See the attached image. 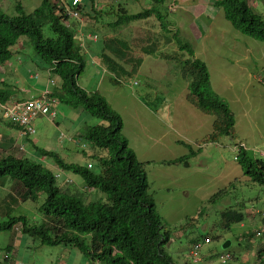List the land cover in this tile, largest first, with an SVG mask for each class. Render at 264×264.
Returning <instances> with one entry per match:
<instances>
[{
	"label": "rangeland",
	"instance_id": "rangeland-1",
	"mask_svg": "<svg viewBox=\"0 0 264 264\" xmlns=\"http://www.w3.org/2000/svg\"><path fill=\"white\" fill-rule=\"evenodd\" d=\"M40 1L0 0V8L12 14L15 5L21 3L26 12H31ZM215 1L165 0L157 8L162 18L154 14L110 29L103 24L116 19L119 7L136 13L150 8V0H96L105 13L98 22L90 19L82 24V42L87 53L77 82L88 91L98 90L106 98L121 116L122 133L136 158L147 161L144 170L148 191L162 223L172 230L166 249L177 264H240L237 259L243 256L245 245L260 241L252 242L249 233L254 222L262 223V214L251 213H264V185L252 182L244 174L235 160L234 144L241 143L254 157L264 156V85L255 78L264 68V41L237 31L225 19L223 10L215 6ZM260 8L261 4L255 10L264 12ZM110 9L113 12L108 14ZM90 33L98 39L91 42L94 35L89 38ZM43 35H52L47 25L43 26ZM103 35L110 38L106 46ZM177 39L192 48L193 56L179 49ZM20 41L8 64L0 68V82L11 86L14 97L38 96L48 86L52 89L58 78L48 73L47 64L34 52L26 36L20 37ZM119 41L124 43L125 54L116 58L112 49L120 46ZM18 53L19 62L15 56ZM102 53L119 65L106 70L102 66ZM194 59L207 66L210 93L229 105L235 121L233 138L222 134L217 142H206L199 149L194 145L195 140L202 139L208 129L212 132L211 122L216 117L204 114L186 98L188 84L194 78L190 68ZM112 77L118 79V85L110 82ZM53 107L54 117L34 118V134L20 137L18 129L7 127L8 121L2 120L0 136L13 139L14 155L38 160L57 177L58 187L84 195L88 203L92 196L84 189L81 177L58 170L51 158L38 156L35 148L57 152L67 162L98 171L100 162L93 155L104 152L91 148L80 135L87 126L100 120L81 107L72 108L59 102ZM9 145L0 137V152L8 153ZM183 155L187 156L184 161L172 162ZM6 179L0 183V221L19 214L33 224L45 219L40 211L45 194L32 197L18 182ZM226 210L243 212L244 219L230 223L228 229L220 228V215ZM178 226L183 228L175 230ZM21 229V223H16L12 230L0 231V260L8 254L11 263H88L75 246L62 242L44 244L37 238L22 235ZM227 240L230 246L223 250L221 245ZM9 244L11 251L6 250ZM225 253L230 258L221 263L219 255Z\"/></svg>",
	"mask_w": 264,
	"mask_h": 264
},
{
	"label": "trees",
	"instance_id": "trees-1",
	"mask_svg": "<svg viewBox=\"0 0 264 264\" xmlns=\"http://www.w3.org/2000/svg\"><path fill=\"white\" fill-rule=\"evenodd\" d=\"M164 2L150 0V8L136 13H129L119 7L116 19L107 25L115 29L154 14L156 18H162L157 8L163 6ZM215 6L223 10L225 19L237 31L264 41V12L256 11L248 0H216ZM73 12L77 14L76 17L71 14ZM111 12L110 9L107 13ZM104 13L96 0H41L31 12H26L24 6L17 3L12 14L0 8V64L10 60L14 47L21 42L20 37L26 36L34 52L47 64L48 73L58 78L52 89L47 87L53 104L59 102L72 108L81 107L99 119L100 123L87 126L80 138L87 140L91 148L104 152L93 155L100 162L99 170L94 171L86 165L67 162L57 152L35 148L38 156L51 158L58 170L81 177L84 189L92 196L91 201L86 203L84 195L69 193L71 191L58 187L57 177L38 160L14 155L11 151L13 139L1 135L10 144V151L5 154L0 152V183L9 178L18 182L32 197L44 193L40 211L45 219L33 224L23 214L8 216L0 221V231L12 230L16 223H21L22 235L37 238L44 244L62 242L73 245L84 254L87 264H177L166 249L172 230L162 223L148 191L149 182L144 170L147 161L140 162L136 158L122 133V118L106 98L98 90L88 91L77 82L79 73L85 67L87 53L82 42V24L90 19L98 22ZM44 25L51 30V36L44 37ZM91 35L98 39L94 33L87 36L90 38ZM90 39L94 42L93 38ZM102 39L106 46L109 36L103 35ZM119 45L112 49L116 58L125 54V49H122L124 43L120 42ZM178 46L193 56L194 52L188 44L178 40ZM101 60L106 70L118 64L114 58L103 53ZM190 66L194 78L188 84L187 100L204 114L216 117L212 132L195 140L194 145L199 149L198 146L206 142H217L222 134L233 138L234 113L225 101L210 93L207 66L198 59H194ZM110 82L119 84L114 77L110 78ZM14 92L10 85L0 82V104L8 102ZM6 125L20 130V127L10 122ZM234 145L237 148L235 160L244 174L252 182L264 185V156L254 157L241 143L236 142ZM186 146L193 153L191 145ZM186 158L183 155L172 162H182ZM92 187L96 188L95 193H91ZM9 197L14 200L10 194ZM220 216L221 223L217 226L228 229L230 223L241 222L245 214L226 210ZM182 228L178 226L175 230ZM257 239L260 241L257 242L256 255L250 264H264V241ZM10 248L9 244L6 250L11 251ZM13 256H10L12 261Z\"/></svg>",
	"mask_w": 264,
	"mask_h": 264
},
{
	"label": "built area",
	"instance_id": "built-area-1",
	"mask_svg": "<svg viewBox=\"0 0 264 264\" xmlns=\"http://www.w3.org/2000/svg\"><path fill=\"white\" fill-rule=\"evenodd\" d=\"M71 14L74 17L77 16V14L74 12ZM95 38L96 37L94 36L93 39ZM255 78L262 85H264V68L256 74ZM53 103L54 100L50 98L49 91L46 88L38 97L25 101L6 102L4 104H0V121L5 120L18 124V127H20L19 136H29L28 134L34 132L32 122L36 116L47 113L50 117L55 116V112L52 110ZM235 150H237V148H235ZM91 193H95V191H93V188H91ZM256 213L262 214V223L260 225H257L255 222L253 223V231L251 233L248 232L249 237L252 241H255L257 238L264 239V213H261V211H256L254 213H251V215L254 216ZM250 234H252V236ZM229 258L230 255L228 253L219 255L221 263H225ZM0 264L22 263H11L9 255L4 254L2 260H0Z\"/></svg>",
	"mask_w": 264,
	"mask_h": 264
},
{
	"label": "crops",
	"instance_id": "crops-1",
	"mask_svg": "<svg viewBox=\"0 0 264 264\" xmlns=\"http://www.w3.org/2000/svg\"><path fill=\"white\" fill-rule=\"evenodd\" d=\"M248 3L253 7V8H258L259 4H261V8L259 9L260 11H264V2H260L259 0H248ZM105 20V19H103ZM108 22H111V21H105L103 25H107ZM92 24V23H90ZM102 25V26H103ZM91 26V25H90ZM89 33V32H88ZM92 34V33H90ZM17 52V50H16ZM15 56L17 57V60L18 62L21 60V57H20V54H15ZM11 59V58H10ZM10 60L6 61L4 64H0V68H2V66L8 64ZM12 63H9V66H11ZM4 82V81H3ZM37 96H30V97H26V98H17V97H14V95L11 97V100H28L30 98H35ZM54 109V107L52 106V110ZM55 111V110H53ZM40 116H45L46 118L49 116L48 114H45V115H40ZM39 117V116H38ZM211 125H212V122H211ZM211 131V129H208L206 131V134ZM199 165H202V161L200 162ZM91 199V198H90ZM256 241V240H255ZM255 241H252V242H255ZM256 246H257V243L255 244H252V245H245L244 249H245V252L243 253V256L241 258H238L237 259V263H240V264H250L252 261H253V258L254 256L252 254H254L256 252ZM0 259H1V256H0ZM200 262V261H199Z\"/></svg>",
	"mask_w": 264,
	"mask_h": 264
},
{
	"label": "water",
	"instance_id": "water-1",
	"mask_svg": "<svg viewBox=\"0 0 264 264\" xmlns=\"http://www.w3.org/2000/svg\"><path fill=\"white\" fill-rule=\"evenodd\" d=\"M229 246H230V241L227 240V241H225V242L221 245V248H222L223 250H225V249H227Z\"/></svg>",
	"mask_w": 264,
	"mask_h": 264
},
{
	"label": "bare ground",
	"instance_id": "bare-ground-1",
	"mask_svg": "<svg viewBox=\"0 0 264 264\" xmlns=\"http://www.w3.org/2000/svg\"><path fill=\"white\" fill-rule=\"evenodd\" d=\"M9 101H19V100H9ZM9 122V121H8ZM10 123H12V124H14V125H17V126H19L18 124H16V123H13V122H10ZM32 126H33V124H32ZM33 129H34V126H33ZM18 132H19V135H20V130L18 129ZM34 132H35V129H34ZM34 132L33 133H31V134H34ZM28 135H30V134H28ZM21 137H23V136H21Z\"/></svg>",
	"mask_w": 264,
	"mask_h": 264
}]
</instances>
